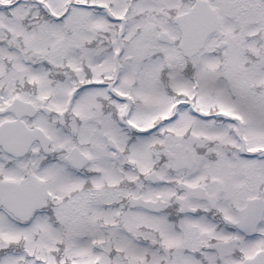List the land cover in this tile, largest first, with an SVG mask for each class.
Returning <instances> with one entry per match:
<instances>
[{
	"label": "snow or ice",
	"instance_id": "6c2138e0",
	"mask_svg": "<svg viewBox=\"0 0 264 264\" xmlns=\"http://www.w3.org/2000/svg\"><path fill=\"white\" fill-rule=\"evenodd\" d=\"M0 264H264V0H0Z\"/></svg>",
	"mask_w": 264,
	"mask_h": 264
}]
</instances>
